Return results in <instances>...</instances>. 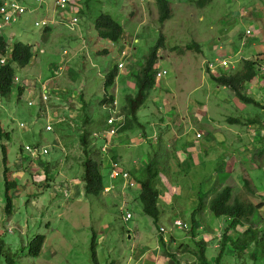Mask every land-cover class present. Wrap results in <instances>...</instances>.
Instances as JSON below:
<instances>
[{"label": "rangeland", "instance_id": "obj_1", "mask_svg": "<svg viewBox=\"0 0 264 264\" xmlns=\"http://www.w3.org/2000/svg\"><path fill=\"white\" fill-rule=\"evenodd\" d=\"M19 1L28 12L6 26L2 35L10 47L20 40L30 44L34 56L26 67L16 68L18 80L11 96H0L1 127L10 135L0 138V264H93L94 236L99 264H176L174 258L193 262L194 255L182 249L194 250L195 241L201 240L213 264L229 220L205 209L197 216L193 236L191 214L198 205V193L226 185L238 193L243 174L248 173L256 188L253 200L264 201V166L254 161L264 148V73L260 69L264 67V0H169L173 14L164 24L158 21L155 0H78L77 7L66 10L62 26L45 28L36 27L35 22L53 20L38 13L47 6L56 19L63 17L54 0H45L42 6L35 0ZM253 5L260 18L248 13ZM103 13L123 27L124 38L118 46L97 35L94 22ZM74 16L79 21L71 31L66 23ZM161 35L164 46L156 70L167 73L156 77L155 87L138 111L143 126L110 138L108 152L103 154L104 143L94 134L103 126L112 102L102 101L113 96L123 115L126 96L137 91L134 75ZM191 44L195 47L187 49ZM245 59L261 63L256 78L242 91L261 107L241 102L210 78L240 69ZM121 61L124 68L114 85L105 88L106 74L114 67L119 73ZM222 61L229 67L209 66ZM21 86L24 92L18 98ZM44 86L50 91L47 99L42 96ZM48 124L52 131L46 130ZM84 131L91 132V156L103 164H107L104 157L158 158L163 167L158 227L123 180L116 181L115 192L107 193L106 188L99 196L83 192L80 137ZM26 145L42 146L48 153L33 156L25 152ZM5 168L9 181L16 184L9 192L10 213L5 208ZM102 170L105 176L103 165ZM128 214L131 218L126 220ZM175 220L188 223L189 229H179ZM252 223L264 237V204ZM245 228L239 226L236 231ZM36 235H44L45 241L39 256L31 257L26 246ZM253 251L256 260L251 257ZM221 264H264V243L250 246L241 258L227 245Z\"/></svg>", "mask_w": 264, "mask_h": 264}, {"label": "trees", "instance_id": "obj_2", "mask_svg": "<svg viewBox=\"0 0 264 264\" xmlns=\"http://www.w3.org/2000/svg\"><path fill=\"white\" fill-rule=\"evenodd\" d=\"M4 1L5 0H0V6L4 3ZM155 2L158 10V21L160 24H164L172 17V6L169 0H155ZM200 3H203V1L201 0ZM262 17L264 21V13ZM94 26L97 31V35L100 38L108 39L113 43L119 42L122 38L123 27L110 14H100L95 19ZM163 46V37L161 35L157 44L151 47L148 53L144 56L143 63L134 75L137 91L134 95H127L125 98L126 104L123 109V115L120 113L121 116H123V125L119 128V133L133 129L134 127L143 126L139 121L138 111L146 103L150 92L156 85V74L158 72L156 70V66L159 59V50ZM194 47L195 45L191 44L187 45L186 48L192 50ZM33 56L34 51L32 50V46L30 44L22 41H15L10 47L4 36L0 35V60L5 59V63L0 64V96L6 98L11 96L13 92L14 80L16 78V68L22 69L26 67L32 60ZM258 60L245 59L243 60L240 69L229 74L222 73L219 76L210 75V78L219 86L229 88L241 102L247 105L261 107L262 105H260L259 102L242 92L246 83L252 82L258 75V71L261 69L259 67L261 63ZM117 76L118 69L117 67H114L106 74L104 87L108 88L113 86ZM23 92L24 87H18V98H21ZM113 100V96H110L108 100L103 99L102 102L111 103ZM228 120L231 122H238V119L235 118H229ZM103 128L104 125L99 129V132H101ZM4 135L7 138L10 136L8 133L4 132L0 123V138ZM90 135V131H84L80 137V143L84 154V159L82 161V182H84V193L86 195L99 196L105 190L104 175L102 171L103 163L91 156L90 145L88 143ZM5 152V147H3L4 155ZM3 160L6 162L7 158L4 156ZM254 161L258 162L259 166H264V148L257 151L256 159ZM220 168L221 167H218V169L222 171ZM162 172L163 168L158 158L153 157L146 165L144 176L138 181L140 185V194L138 198L141 201L142 209L146 215L153 219V222L157 227L159 226L158 223L161 214L158 207V201L160 197V174ZM4 177L6 185L5 208L6 211L10 213L13 209V205L12 196L9 192L16 184L15 182L9 181L6 168ZM255 195L256 188L252 179L248 176V173L243 174V185L238 193H234V190L230 185L214 187L209 192L198 193L199 202L191 214V231L193 236H195L194 226L197 216L205 209H208L215 217L225 216L229 220L228 225L224 229L219 252L213 264H221L227 245L233 252L236 253L237 257L241 258L250 246H258L261 242L264 243L263 232L256 228L252 223L260 206L264 204V201L256 203L253 200ZM239 226H246V228L241 232H237L236 230ZM231 230H233L234 233L230 232ZM44 241V235H36L26 246L28 255L31 257H38ZM206 248V243L204 241H195L194 250H189L187 247L182 249L183 251H188L194 255L195 260L193 262L181 263L175 258L174 261L176 264H212L207 258ZM90 249L93 264H99L96 253L97 242L95 240V236L92 238ZM251 257L256 260L255 251L251 253ZM110 264L117 263L112 262Z\"/></svg>", "mask_w": 264, "mask_h": 264}, {"label": "built area", "instance_id": "obj_3", "mask_svg": "<svg viewBox=\"0 0 264 264\" xmlns=\"http://www.w3.org/2000/svg\"><path fill=\"white\" fill-rule=\"evenodd\" d=\"M39 6L44 5L45 0H35ZM54 4L56 8H64L66 6H71L72 9L78 6V0H54ZM28 12V8L20 3L19 0H5L4 3L0 6V35H2L3 29L11 25L12 23L16 22L22 15H25ZM78 21L79 18L74 16L72 17L67 23L66 26L69 30L74 31L77 26H78ZM50 25V20L48 19H41L40 21L35 22L36 27H48ZM252 31L247 30L246 33L247 35H251ZM5 63V59L0 60V64ZM209 66L211 68H214V66L220 67L222 69L229 67V63L227 61H222L217 64L210 63ZM119 68L124 67V63L120 62L118 63ZM261 70L264 73V67L261 68ZM167 73L166 70H162L157 72L156 77L160 78L163 75ZM18 80V77L15 78ZM50 91L43 87L42 90V96L43 99H47L49 97ZM29 105H31V102H28ZM117 102L113 101L111 103V106L109 108V114L105 118V124L104 128L101 132L95 133L94 135L96 137H99L103 141V145L101 147V151L103 154H106L108 152V140L110 138L116 137L119 134V128L123 125V116H121L120 111L116 108ZM21 127H24V125L21 123ZM47 131H52V126L48 124L46 126ZM199 136V134H198ZM24 150L26 153H29L33 156H38L40 154H47L48 149L44 148L42 146H30L26 145L24 147ZM109 161V166H110V173L109 177L111 179H118L122 178L123 180L126 181V183L130 187H134L136 185L135 181L133 178H131V175L128 171L122 168L121 164L117 161L114 160L112 157H107ZM131 218V214H128L126 216V220ZM174 225L178 227L179 229L183 230H188L189 229V224L186 222H182L181 220H175ZM161 231H165L163 227L160 228Z\"/></svg>", "mask_w": 264, "mask_h": 264}, {"label": "crops", "instance_id": "obj_4", "mask_svg": "<svg viewBox=\"0 0 264 264\" xmlns=\"http://www.w3.org/2000/svg\"><path fill=\"white\" fill-rule=\"evenodd\" d=\"M70 10V9H72V7L71 6H66V7H64L63 9L61 8V10L63 11V17H61V18H57L56 19V15H54V11L49 7V6H47V8H45V10L42 12V10H41V12H38L40 15H42V14H44V17H46V18H51V17H53V18H51V19H53V20H51L50 22V26H56V24H60L61 26L65 23V19L67 18V12H66V10ZM51 10L53 11L52 13H50L51 12ZM34 11H36V8L34 9ZM260 11H259V9H257L256 8V5H253L252 6V9H250V10H248V13L249 14H251L252 16H253V18L254 17H259L260 18V13H259ZM262 15V14H261ZM43 17V18H44ZM123 38H124V32H123V35H122V38H121V40L119 41V42H117V43H112L113 45H117L118 46V44H120V42H122L123 41ZM254 39V46L256 45V43H257V41H258V39L255 37V38H253ZM21 41V40H20ZM23 42V41H22ZM121 62H123V61H121ZM120 63V62H119ZM124 63V62H123ZM124 68V67H123ZM123 68H119L120 69V71H119V73L118 74H120V72H121V69H123ZM159 72V71H158ZM128 74V76H129V73H127ZM118 77V76H117ZM103 125H104V121H103ZM103 127V126H102ZM104 159H107L106 157H104ZM104 159H102V160H104ZM113 159L114 160H117L120 164H121V166H122V168L123 169H125L126 171H128L129 173H130V175H131V178H133L134 179V181H135V183H136V185L134 186V187H132V192H133V197H134V199H136V198H138V196H139V194H140V185H139V183H138V181H139V179H141L143 176H144V174H145V170H146V165H147V163H148V157H113ZM109 161H108V159H107V164H103V166L105 167V170H106V173H105V176H104V184H105V177L107 176L108 177V179H109V183H110V185L108 186H105V188L106 189H108V191H107V193L108 192H110V190L112 189V191H116V186H115V183H116V181H118V180H123L122 178H118V179H111L110 177H109V173H110V166H109V163H108ZM163 168V167H162ZM103 171V170H102ZM105 172V171H104ZM104 172H103V175H104ZM124 182H125V184L128 186V187H130L127 183H126V181L125 180H123ZM80 185H81V187H82V190H83V192H84V182H80ZM164 185H166L165 183H164ZM160 189V188H159ZM177 189L176 188H174V194L175 195H178V190L176 191ZM172 192V191H171ZM201 192H203V191H201ZM160 196H161V193H160ZM159 200H160V198H159ZM158 203H159V201H158ZM158 207H159V205H158Z\"/></svg>", "mask_w": 264, "mask_h": 264}]
</instances>
